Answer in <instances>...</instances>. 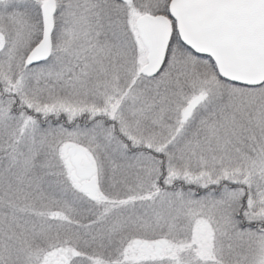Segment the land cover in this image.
<instances>
[{"label":"snow or ice","instance_id":"1","mask_svg":"<svg viewBox=\"0 0 264 264\" xmlns=\"http://www.w3.org/2000/svg\"><path fill=\"white\" fill-rule=\"evenodd\" d=\"M0 264H264V0H0Z\"/></svg>","mask_w":264,"mask_h":264}]
</instances>
